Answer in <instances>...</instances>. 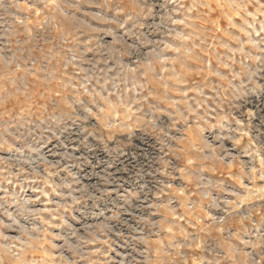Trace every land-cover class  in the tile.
<instances>
[{
  "label": "rangeland",
  "instance_id": "1",
  "mask_svg": "<svg viewBox=\"0 0 264 264\" xmlns=\"http://www.w3.org/2000/svg\"><path fill=\"white\" fill-rule=\"evenodd\" d=\"M0 264H264V0H0Z\"/></svg>",
  "mask_w": 264,
  "mask_h": 264
}]
</instances>
